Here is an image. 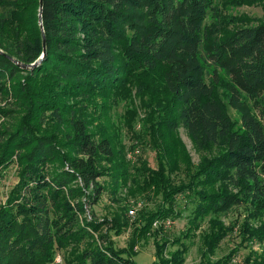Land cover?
Instances as JSON below:
<instances>
[{
    "label": "trees",
    "instance_id": "1",
    "mask_svg": "<svg viewBox=\"0 0 264 264\" xmlns=\"http://www.w3.org/2000/svg\"><path fill=\"white\" fill-rule=\"evenodd\" d=\"M134 99L143 131L137 110L124 126L139 144L149 137L157 169L143 159L132 166L121 132L103 122L113 105ZM3 119L0 175L14 158L20 171L0 204V264H51L69 246L67 264H138L101 233L109 221L84 216L103 194L117 196L129 181L139 189L141 180L162 200L139 233L180 218L184 195L193 204L189 235L215 217L202 238L212 253L227 234L218 215L237 206L264 214V20L223 15L216 0H0ZM181 127L198 152L215 155L195 166L175 135ZM179 173L187 181L176 186ZM245 232L264 243L263 225ZM161 246L154 264H181L178 253L162 258ZM253 260L264 264V255Z\"/></svg>",
    "mask_w": 264,
    "mask_h": 264
},
{
    "label": "rangeland",
    "instance_id": "2",
    "mask_svg": "<svg viewBox=\"0 0 264 264\" xmlns=\"http://www.w3.org/2000/svg\"><path fill=\"white\" fill-rule=\"evenodd\" d=\"M231 0H216L223 10V15L235 17L236 19L247 20V24L254 26L259 21L264 20V0L251 1V4L233 5ZM244 1V0H243ZM241 25L242 23H239ZM128 110H137L138 115L133 119L136 132L143 131L142 125L145 122V115L142 112L139 101L134 99L131 101H121L117 105H113L108 115L103 118L104 125H109L111 128L121 132L123 144L126 146L127 160L132 163V166H140V159L147 161L150 167L157 169L158 163L155 153L150 148L149 137H146V143L139 144L134 141V137L127 133L124 123L127 118ZM229 113L232 119L236 122L240 121L239 114L229 108ZM0 120V131H6L4 128L6 121ZM167 131H162L166 134ZM5 133V132H4ZM176 137L180 139L186 153L192 159L195 166L199 165L204 159L215 155L213 153H201L195 148L187 131L184 128H179L176 131ZM0 136V145L2 143ZM166 142L170 143L171 137L166 135ZM19 164L16 158L8 168L3 170L0 175V204L6 202L9 193L15 186L19 175ZM174 185L179 186L180 182H186L185 173L173 174ZM111 182L107 177L101 178L100 182ZM139 189L129 181L125 188L123 187L117 196H112L109 193L102 195L100 201L93 206L86 205V217L89 221L93 220L98 223L118 220L122 223L119 234L115 230H111L113 226L104 225L101 233L109 234L111 241L115 247L120 250H128L133 260L138 264H154L160 259L156 257L157 245L164 246V254L162 258L170 259L172 253L180 254L182 258L181 264H201L203 260H208L212 263L221 262V264H252L249 263L254 258H262L264 255V243L258 238H250L245 236V228L249 227L260 228L264 226V214L262 217H256L254 212L244 206L234 207L227 213L217 216V220L226 228L227 234L220 241L218 246L212 253H206V248L202 238L207 233L212 218L210 215L200 221V227L194 232V235H189V216L193 210V204L187 200L184 195L176 197L175 209L181 213L178 219L165 218L157 219L153 224L152 232L148 235L139 233L138 227L141 224L142 218L148 213L155 212L161 205L162 197L157 193L156 188H145L143 181L139 183ZM142 189V190H141ZM135 209V214L131 215V210ZM157 230V231H156ZM161 246V247H163ZM71 246L65 249H56V256L51 264H67L65 259L70 257ZM163 249V248H162ZM183 252V253H182ZM58 255H61L62 262L55 263Z\"/></svg>",
    "mask_w": 264,
    "mask_h": 264
},
{
    "label": "water",
    "instance_id": "3",
    "mask_svg": "<svg viewBox=\"0 0 264 264\" xmlns=\"http://www.w3.org/2000/svg\"><path fill=\"white\" fill-rule=\"evenodd\" d=\"M41 5H42V0H41ZM40 20H42V17L40 16ZM44 48L46 49V45H47V42H46V39L44 38ZM46 53L44 52L43 56L41 57V60L45 57ZM36 64H33L32 66H23L24 68H29V67H34Z\"/></svg>",
    "mask_w": 264,
    "mask_h": 264
},
{
    "label": "built area",
    "instance_id": "4",
    "mask_svg": "<svg viewBox=\"0 0 264 264\" xmlns=\"http://www.w3.org/2000/svg\"><path fill=\"white\" fill-rule=\"evenodd\" d=\"M130 213H131V215H134L135 214V209L131 210ZM60 262H62V257H61V255H58L56 260H55V263H60Z\"/></svg>",
    "mask_w": 264,
    "mask_h": 264
}]
</instances>
